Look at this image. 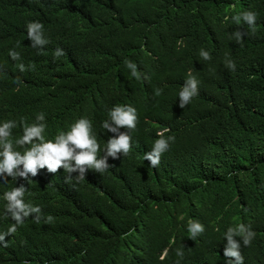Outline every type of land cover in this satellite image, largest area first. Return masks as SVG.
<instances>
[{"label": "trees", "instance_id": "trees-1", "mask_svg": "<svg viewBox=\"0 0 264 264\" xmlns=\"http://www.w3.org/2000/svg\"><path fill=\"white\" fill-rule=\"evenodd\" d=\"M246 11L257 13L255 32L233 19ZM31 21L43 24L46 49L28 47ZM189 73L199 94L182 109ZM115 105L134 107L138 123L129 154L108 157L106 171L77 183L46 168L30 182L0 179V194L23 184L26 203L53 207L5 237L0 264H225V233L241 223L255 232L249 246L234 237L244 264H264V0H0V124L16 122L11 139L39 113L46 139L83 117L103 157ZM164 129L174 140L153 168L144 153ZM190 220L204 225L194 239ZM14 223L1 214L0 233Z\"/></svg>", "mask_w": 264, "mask_h": 264}, {"label": "clouds", "instance_id": "clouds-1", "mask_svg": "<svg viewBox=\"0 0 264 264\" xmlns=\"http://www.w3.org/2000/svg\"><path fill=\"white\" fill-rule=\"evenodd\" d=\"M4 10L8 17L20 18L25 13L4 6ZM20 16V17H19ZM238 24L241 20L246 23L253 32L257 21V13L246 11L241 15L233 18ZM43 24L39 21H31L26 25V34L28 39V47L34 50H42L39 47L47 48L48 40L44 37ZM245 35L244 32L236 31L234 33L237 42H240ZM50 42V41H49ZM15 48H19L18 43H15ZM10 56L13 60L19 59V53L10 50ZM65 51L57 48L55 51L56 57L65 55ZM200 56L205 59H211L210 53L204 49L200 50ZM126 66L131 70V75L140 78L137 70V65L132 61H125ZM21 72L25 70V66L20 64ZM226 67L235 70L233 61L228 60ZM199 82L197 79L188 74L185 84L179 92V107L185 108L192 98L199 94ZM157 96L160 95V90L157 89ZM109 119L102 123V127L114 135L107 140L106 155L98 157L100 145L97 142L92 130V122L87 118L76 120L68 131H61L54 139H46L45 131L46 124L45 115L39 113L36 116L35 122L27 124L21 120L23 126V134L19 138L11 139L12 129L16 127V122L8 120L0 124V179L4 182L8 177L13 180L22 178L30 182V177L38 175L39 170L47 169L49 173H56L58 170L66 175V183H77L85 179L86 172L89 169L102 173L112 167L108 164V157L118 158V154L128 155L131 150L132 136L130 130H134L138 123V114L131 105H115L108 112ZM126 128L127 131H120ZM158 132V139L155 140L150 152L144 153V160L150 162V166L155 168L160 164L161 155L169 149L170 141L174 137H165L164 133ZM27 188L21 184L19 187H13L10 191L3 189L0 197L4 196L6 202L0 201V219L1 214L8 213L15 221L7 232L0 233V243L7 247L6 236L14 234L18 225L30 216L36 223H39L45 213L52 209L51 206H46L43 211L39 206H34L25 202V192ZM35 214V215H33ZM52 216H47L45 223L53 221ZM188 231L191 233V239L203 233L204 225L196 220H190ZM234 237H241L243 245L249 246L252 239L255 237V232L251 230L250 225L243 223L236 227H229L225 233L227 244L224 249L225 264H244V257L241 255V244ZM168 247L164 248L158 255L160 258L165 256ZM177 255H183L182 252H177Z\"/></svg>", "mask_w": 264, "mask_h": 264}]
</instances>
